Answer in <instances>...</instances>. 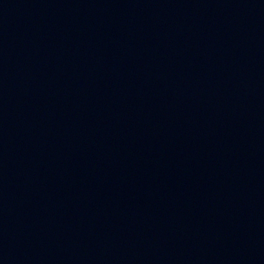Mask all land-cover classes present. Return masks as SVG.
<instances>
[{"label": "water", "instance_id": "95a60500", "mask_svg": "<svg viewBox=\"0 0 264 264\" xmlns=\"http://www.w3.org/2000/svg\"><path fill=\"white\" fill-rule=\"evenodd\" d=\"M0 264H264V0H0Z\"/></svg>", "mask_w": 264, "mask_h": 264}]
</instances>
